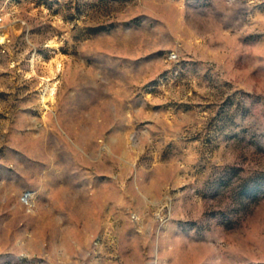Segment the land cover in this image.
<instances>
[{
	"label": "rangeland",
	"instance_id": "obj_1",
	"mask_svg": "<svg viewBox=\"0 0 264 264\" xmlns=\"http://www.w3.org/2000/svg\"><path fill=\"white\" fill-rule=\"evenodd\" d=\"M0 17V264H264V0Z\"/></svg>",
	"mask_w": 264,
	"mask_h": 264
},
{
	"label": "built area",
	"instance_id": "obj_2",
	"mask_svg": "<svg viewBox=\"0 0 264 264\" xmlns=\"http://www.w3.org/2000/svg\"><path fill=\"white\" fill-rule=\"evenodd\" d=\"M3 21V18L0 17V25H1V22ZM0 33H1V27H0Z\"/></svg>",
	"mask_w": 264,
	"mask_h": 264
}]
</instances>
